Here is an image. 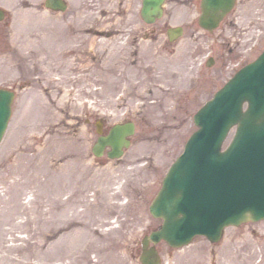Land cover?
Wrapping results in <instances>:
<instances>
[{
  "label": "rangeland",
  "instance_id": "obj_1",
  "mask_svg": "<svg viewBox=\"0 0 264 264\" xmlns=\"http://www.w3.org/2000/svg\"><path fill=\"white\" fill-rule=\"evenodd\" d=\"M67 1L0 0V87L16 92L0 143V264H143L141 240L162 222L150 204L195 113L264 50V0H238L213 32L201 0H166L153 25L142 0ZM99 120L136 123L122 158L93 154ZM158 249L161 264H264V219Z\"/></svg>",
  "mask_w": 264,
  "mask_h": 264
},
{
  "label": "water",
  "instance_id": "obj_2",
  "mask_svg": "<svg viewBox=\"0 0 264 264\" xmlns=\"http://www.w3.org/2000/svg\"><path fill=\"white\" fill-rule=\"evenodd\" d=\"M164 1L143 0L141 13L147 22L162 16ZM235 3L202 0L200 25L214 30ZM46 6L66 10L67 2L46 0ZM4 16L0 9V19ZM169 34L175 39L182 34V27L171 28ZM14 98V91L0 88V142ZM195 122L200 129L189 139L150 206L151 213L164 221L142 241L143 264H160L155 245L163 239L173 247L188 244L198 234L217 242L227 225L264 218V52L215 94L195 115ZM234 125L236 135L222 151ZM98 131L101 135L93 146L94 153L101 156L110 147L109 157L119 158L131 144L135 123H118L106 135L101 125Z\"/></svg>",
  "mask_w": 264,
  "mask_h": 264
},
{
  "label": "bare ground",
  "instance_id": "obj_3",
  "mask_svg": "<svg viewBox=\"0 0 264 264\" xmlns=\"http://www.w3.org/2000/svg\"><path fill=\"white\" fill-rule=\"evenodd\" d=\"M111 181V179H109L108 178V183ZM106 187H107V189H108V186L106 185ZM120 195V191H115V192H113L112 194H110V196L111 197H118ZM97 201H96V199H94V201L92 202V203H90V204H88V211L91 209H93L96 205H97ZM0 211H2L1 209H0ZM1 215V214H0ZM89 222H92V219H90V221Z\"/></svg>",
  "mask_w": 264,
  "mask_h": 264
},
{
  "label": "flooded vegetation",
  "instance_id": "obj_4",
  "mask_svg": "<svg viewBox=\"0 0 264 264\" xmlns=\"http://www.w3.org/2000/svg\"><path fill=\"white\" fill-rule=\"evenodd\" d=\"M149 30H146V36L148 35V32ZM105 129H107L108 126L104 125Z\"/></svg>",
  "mask_w": 264,
  "mask_h": 264
}]
</instances>
